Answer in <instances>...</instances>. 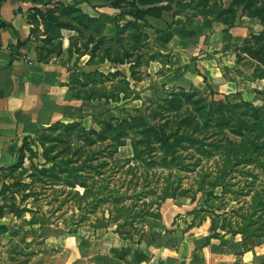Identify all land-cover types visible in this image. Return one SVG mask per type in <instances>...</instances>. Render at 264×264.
Here are the masks:
<instances>
[{"label": "crops", "instance_id": "0c3cea01", "mask_svg": "<svg viewBox=\"0 0 264 264\" xmlns=\"http://www.w3.org/2000/svg\"><path fill=\"white\" fill-rule=\"evenodd\" d=\"M111 1L2 2L0 17L7 26H0V167L14 164L27 142L40 132H51L53 125L78 123L86 130H99L102 121L136 115L143 102L162 99L172 91L196 90L200 98L210 95L209 91L223 98L239 94L252 104L260 100L256 95L264 92V80L253 77L254 65L250 74L245 75L241 64L245 57L254 61L242 48L250 34H255L259 19L241 15L231 27L213 19L212 28L211 19L205 21L207 24L202 19L200 27L191 32L180 29L175 32L174 25L167 28L165 23L184 17L178 5L169 16L164 12L171 9L169 6L159 17L146 15L137 20L146 38L143 47L132 50L128 31L122 34L121 41L116 37L113 19H109L120 9L111 6ZM163 2L155 5H165ZM60 4L74 5L93 18L102 19L106 15L105 42L92 51L94 42L85 46L86 38H80L77 30L62 28L61 36L52 41H59V45L46 59L39 60L36 47L46 34L38 13ZM131 20L134 19L125 15L118 23ZM146 44L152 47L146 63H151L153 71L138 69L145 61L142 50ZM126 50L132 53L127 58ZM116 55L123 60L115 61ZM115 71L119 73L116 78L102 83L93 75L106 76ZM85 74L91 75L87 86L82 84ZM119 78L128 83V97L122 89L117 91L115 101L75 96L85 89L108 94ZM168 87L172 89L164 94ZM174 201L167 198L163 202L161 219L143 217L136 221V226L141 224L139 232L145 233L142 237L139 234L122 237L111 227H85L71 234H54L46 226L22 225L16 216L2 214L0 264H264V237L259 244L249 243L247 249L240 234L223 244L209 237L212 233L209 219L190 225L193 216L187 212L191 208L177 206Z\"/></svg>", "mask_w": 264, "mask_h": 264}, {"label": "trees", "instance_id": "16d2710c", "mask_svg": "<svg viewBox=\"0 0 264 264\" xmlns=\"http://www.w3.org/2000/svg\"><path fill=\"white\" fill-rule=\"evenodd\" d=\"M3 1L0 0V5ZM162 1L112 0L111 6L120 9L116 15L109 19H113L116 37H119V41L123 38L121 36L126 30L128 31V39L131 42V49L137 50L143 47L146 34L140 31L137 20L143 19L146 15L159 17L162 10L169 9V6L166 5H155ZM207 1L199 0V3L204 6ZM237 1L231 0L227 11H232V5ZM193 2V0L189 2L178 0V11L191 6ZM236 5V7H241L240 9L245 6L242 0ZM139 6H145L146 8ZM38 15L42 20L46 34L42 44L36 47L39 60L46 59L54 48L59 45V41L56 43H52V41L61 36L60 30L62 28L77 30L80 38H86L85 46L90 42H94L92 51L105 42L103 20L108 19L106 15H103L102 19L93 18L70 4H60L55 9H46L44 12H39ZM125 15L131 16L134 20L119 25V20L123 19ZM232 16L234 17V14ZM250 17L258 16L253 11ZM221 21L228 27L234 25L227 23L225 19ZM0 26H7V23L1 17ZM86 35L88 36L86 37ZM96 36L97 38H95ZM242 49L258 62L253 69V77L264 80V55L260 47H255L245 40ZM105 53L108 54V52ZM131 55L132 53H129V51H124L126 58ZM114 60L121 62L123 57L116 55ZM93 75L95 78H99L102 83L104 80L116 78L119 73L115 71L106 76L100 73H94ZM90 77V74L84 75L83 86H87ZM127 85V81L119 78L113 91L108 94L104 91L97 92L96 89H85L82 93L77 91L75 96L87 100L102 97L106 100L115 101L118 99L117 94L120 89L125 90L124 95L128 97L130 90ZM209 94L211 95L212 91H209ZM228 98L229 96H224V99ZM160 102L163 104L157 103L156 109H152L153 111L151 110L147 115L141 109H137L136 115L127 118L104 120L101 122L99 130H86L78 123L51 126V134L43 135L44 140L40 141L43 163L40 164L41 168L38 169L37 173L44 174L46 178L52 179L51 182L60 178L66 186L71 188L79 184L84 190L82 198H86L90 194L93 197L91 201H88V205L90 203L98 204L102 197L116 198L115 193L117 192L115 189L108 187L107 177L99 179L100 183L98 182L99 184L97 183V187L92 191L91 185L86 183V177L82 172L94 169L98 175H102L98 168L105 165V163L101 161L97 165H92L90 162L97 158L99 151L73 148L72 146L76 141L81 142L86 147L84 148L87 149V147L90 148L97 142L109 140V151L106 155L109 160V158L113 159V155L118 148L124 146L126 141L129 140L132 156L127 158L125 162L129 164L136 161L137 165L134 164V167L137 166V168L143 170L144 176L157 167L169 170L179 168L180 165L177 159L181 158L180 149L186 147L192 150L189 154L195 157L196 164L201 160L208 159L218 161L216 172L212 175L209 171H202L196 182L198 185L197 191L202 192L209 199L210 197H226L227 191L236 200H238V197H250L249 203L244 202L245 204L231 211L232 215L230 213L212 215L211 213L209 217L212 233L209 237L217 238L221 243L228 244L235 235L240 234L244 249H247L249 243H252V245L261 243L264 237V181L262 180L264 178V114L259 117L258 113L262 111V108L258 107L256 109L257 113L247 121L244 118L248 119L249 116L237 115V108H239L238 105H241L251 107L253 110L254 107L250 102L241 100L238 103H232L228 100L215 101L212 99L206 102L197 96L196 90L172 91L168 96L160 99ZM160 108L163 110L162 114L159 113ZM165 113L168 115L165 116ZM217 114L220 119H214ZM157 115L160 116V122L153 124L148 122V117ZM174 124H176L175 127H173ZM59 127H61V131H59ZM52 133L56 134L53 135ZM154 144H157L161 150L159 158L154 156ZM80 154H84V156L80 157ZM149 155L152 156L149 157ZM21 162L22 159H19L18 163ZM18 163L12 164L9 168L18 166ZM257 168L262 172L257 173L255 171ZM232 178L235 183H231ZM180 179V176L177 175L175 182L168 183V186H165L161 194L154 199L146 200V197H142L140 203L132 202L129 205H125L120 201L113 203L112 210L115 211V215L108 218L114 221L121 218V221L117 224L116 232L122 237H129L132 234H139V237L144 236V231L139 232V228L135 225L138 219L143 217L161 219L160 206L167 198L175 200L187 196L188 189L181 188L177 191V188H180ZM233 185L238 186L237 189L239 190L235 191L231 187ZM205 187L210 188V190L204 191ZM216 189L220 190V195L216 194ZM190 197L192 201V197L195 196L190 194ZM114 200H117V198ZM205 202L207 207L212 209L209 207L212 203L206 199ZM153 205H155V209H152ZM200 210L192 208L187 214L192 215V219L195 220ZM193 220L190 225L194 224ZM202 220L203 217H200L199 221ZM29 223H38L43 226L45 222L41 217H36L35 213H32ZM102 226H105L103 222L92 227ZM126 227L128 229L124 231L119 230ZM225 234H228L227 238L224 237Z\"/></svg>", "mask_w": 264, "mask_h": 264}, {"label": "rangeland", "instance_id": "374dc122", "mask_svg": "<svg viewBox=\"0 0 264 264\" xmlns=\"http://www.w3.org/2000/svg\"><path fill=\"white\" fill-rule=\"evenodd\" d=\"M163 1V4L171 8L169 11H164L170 16L171 11L176 9L178 0ZM193 1L191 6L180 9L179 12L184 18L170 20L171 22H166L165 26L170 28L174 25L176 30L172 31L175 32L179 29L182 32H191L196 29V27H200L198 25L202 24V19H204V24H207L205 21L211 19L209 21V27L212 28L210 22L214 21L213 19H225L227 23L235 24L241 15L250 17V14L254 11L259 17H255L259 19L257 20L259 26L254 29L255 34H250L247 38V42L255 47H260L264 55V0H242L245 5L242 9H240L241 7H236V4L240 3V0H238L232 5L233 12L227 11L231 0H208L204 6L200 5L199 0ZM232 14H234V17ZM202 27L205 28L207 26L204 25ZM193 37L194 36L190 38ZM256 37L259 38L257 39ZM151 49L152 47L146 44V47L142 50V61H145L142 63L140 61L141 64L138 69H144V71L145 69H150L153 71L151 63H146V57L149 56ZM245 58L246 60L241 64L246 72L245 75H248L250 74L252 66H255L258 62L255 60V62H251L247 57ZM170 89L172 88L168 87L164 89V94L170 91ZM256 98L260 100L256 101L254 104L251 103L254 107L253 110L251 107L238 105L237 115L249 116L248 119L244 118L248 121L250 117L257 113L256 109L259 107L262 108V111L258 113V116L262 117L264 114V92L257 93ZM157 99L150 103L143 102L141 111L147 115L152 109H156L157 103L163 104L162 102L159 103L160 98ZM202 99L206 102L212 99L215 101L228 100L232 103H238L242 100L239 94L229 95L228 99H224L223 97L213 95V93ZM159 111V113H163L162 108H160ZM166 115L168 114L165 113V116ZM215 118L220 119L218 114L215 115L214 119ZM147 120L151 124L161 121L158 115L148 117ZM175 126L176 124L173 125V127ZM59 128V131H61V127ZM96 129H98V127H96ZM46 134H51V132H40L27 142L24 149L19 152L17 160L15 161V164H17L19 159H22V162L20 164L18 163V166L14 168H9L7 166L0 167V215L8 214L10 218H12L11 215H14L19 218V223L22 225L29 224L30 216L32 213H35L36 217H41L44 220L45 223L43 226L50 228L54 234H71L73 233L71 231H77L79 228L85 227L90 229L93 225L102 222L105 224V226L102 227H111L116 232L117 224L121 221V218L116 221L108 218L115 215V211L112 210L113 203L120 201L125 205H129L132 202L140 203L142 197H146V200L154 199L161 194L162 189L168 186V183L175 182L177 175L181 178L180 188H177V191L182 188L188 189L189 192L186 197L177 198L174 202L177 206L182 205V207L186 208L192 209L193 207L197 210L201 209L199 215L196 216L194 224L200 220V217H203V220H210L209 216H211V213L212 215H216V213H230L240 205L249 203L250 200V197L245 196L238 197V200H236L234 197H231L229 191H227L226 197H210L209 199L202 192L197 191L198 185L196 182L201 176L202 171H209L212 175L216 172L218 161L216 162L215 159H208L201 160L196 164L195 157L189 154L192 150L186 147L180 149L181 158L177 159L180 165L179 168H172L169 170L157 167L150 170L151 172L146 173L144 176L143 170L137 168V166L134 167V164L137 165L136 161H132L129 164L125 162L127 158L132 156V148L129 140L126 141L125 146L119 147L117 152L113 155V159L109 158V160L106 158L109 151V140L100 143L97 142L90 148L87 147V149H85L86 147L81 142L76 141L72 146L73 148H81L84 150L94 149L99 151V153L97 152V158L90 162L92 165H97L101 163V161L105 163V165L99 166L98 168V170L102 172V175H98L94 169L84 170V172H82L86 177V183L91 185L92 191L97 187V183H100L99 179L107 177L106 181L108 187L115 189L117 192L115 193L117 195V200H114L116 199L114 197H102V200L98 201V204L90 203L88 205V201H91L93 197L90 194L88 197L82 198L81 196L84 190L79 184L71 188L70 186H66L65 182L60 178L51 182L52 179L50 180L46 178L44 174L40 175L37 173L38 169L41 168L40 164L43 163L40 141L44 140L42 136ZM52 134L54 135L56 133ZM45 145L47 144L45 143ZM154 147V156L159 158L161 156V150L157 144H154ZM21 155L23 156L21 157ZM82 156H84V154H80V157ZM151 156L152 155H149V157ZM255 171H257V173L262 172L259 168L255 169ZM262 180L264 181V178H262ZM231 183H235L233 178L231 179ZM231 187L235 191L239 190L237 189L238 186L233 185ZM209 190L210 188L205 187L204 191ZM219 191V189H216V194L220 195ZM190 194L195 196L192 197V201L190 199ZM205 199L212 203L211 206H209L212 209L207 207ZM152 209H155V205L152 206ZM174 209L176 208L174 207ZM182 209L180 210L181 213ZM180 220L184 221V217H181ZM136 227L141 228V224H137ZM125 229L128 228H120L119 230L124 231Z\"/></svg>", "mask_w": 264, "mask_h": 264}]
</instances>
